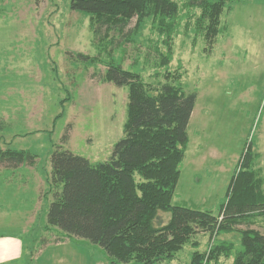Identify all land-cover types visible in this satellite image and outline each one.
<instances>
[{
    "label": "rangeland",
    "instance_id": "obj_1",
    "mask_svg": "<svg viewBox=\"0 0 264 264\" xmlns=\"http://www.w3.org/2000/svg\"><path fill=\"white\" fill-rule=\"evenodd\" d=\"M71 1L0 0V149L25 150L36 159L21 171L0 169V235L33 237L19 264L113 263L100 247L44 229L55 148L64 145L94 164L108 160L124 137L128 88L102 80L105 62L140 73L155 94L167 84L198 92L174 205L219 214L249 143L264 173V0H227L221 34L212 43L198 28L200 11L177 0L180 14L170 42L149 20L120 48L113 32L94 37L92 16L73 13ZM170 50L167 65L163 58ZM169 218L161 213L159 225ZM196 241L203 250L208 236ZM193 249L187 246L170 264H189Z\"/></svg>",
    "mask_w": 264,
    "mask_h": 264
},
{
    "label": "trees",
    "instance_id": "obj_2",
    "mask_svg": "<svg viewBox=\"0 0 264 264\" xmlns=\"http://www.w3.org/2000/svg\"><path fill=\"white\" fill-rule=\"evenodd\" d=\"M226 4L227 0H187L189 10L200 11L198 28L204 29L210 43L221 34L220 17ZM179 10L177 0L71 1L73 13L92 16L94 37L113 32L118 48L149 20L167 32L170 42ZM171 52L163 58L167 65ZM68 56L90 62L83 54ZM105 66L104 82L128 88L124 137L108 160L94 164L64 145L55 148L48 176L53 198L44 229L100 247L112 264H170L187 246L194 248L189 264H222V259H231L232 264H264V173L257 167L260 158L253 144L241 157L219 214L174 205L198 92L167 84L155 94L140 73L124 70L115 60ZM4 129L0 120V131ZM69 140L67 132L61 143ZM35 162L25 150L0 149V169L5 171H21ZM161 213L170 214L166 225H159ZM23 234L27 251L26 241L33 237ZM202 235L208 236L203 250L196 241ZM225 235L233 239H220ZM34 252L26 257L28 263L33 262Z\"/></svg>",
    "mask_w": 264,
    "mask_h": 264
},
{
    "label": "crops",
    "instance_id": "obj_3",
    "mask_svg": "<svg viewBox=\"0 0 264 264\" xmlns=\"http://www.w3.org/2000/svg\"><path fill=\"white\" fill-rule=\"evenodd\" d=\"M26 255L21 235H0V264H19Z\"/></svg>",
    "mask_w": 264,
    "mask_h": 264
}]
</instances>
